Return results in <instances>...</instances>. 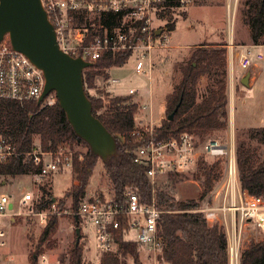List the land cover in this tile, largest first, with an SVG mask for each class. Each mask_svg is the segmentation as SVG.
Returning <instances> with one entry per match:
<instances>
[{"label":"trees","instance_id":"1","mask_svg":"<svg viewBox=\"0 0 264 264\" xmlns=\"http://www.w3.org/2000/svg\"><path fill=\"white\" fill-rule=\"evenodd\" d=\"M246 22L250 29L253 46H264V0L246 1ZM173 31L174 25L167 24ZM129 53L115 56L105 55L83 70L84 89L93 84L97 76L111 68H119L128 61ZM180 79L173 91L166 96L165 118L153 128L151 136L137 135L134 123L137 106L130 97H114L106 105L101 99L88 97L92 114L114 138L115 154L102 161L103 170L111 184L112 197L119 200L127 190H132L144 203L154 202L160 210L159 235L163 242L161 258L167 264H232L224 227L210 224L196 210L212 191L219 160L208 166L203 158L197 161L195 178L202 179L201 192L197 200L177 201L159 184H151L146 169L134 163L136 150L147 140H165L182 133L190 134L204 142L213 131L223 130L228 124V97L226 93L227 62L225 44H200L190 54L186 64L178 65ZM219 73L215 91L198 101V85L204 76ZM103 110V111H102ZM102 111V112H101ZM174 113L172 120L168 115ZM0 136L16 146V153L6 163L0 164V176L14 178L35 172L31 162L23 163L20 153L35 149V139L43 151H53L60 146L82 145L86 151L72 154L71 171L76 185L66 191L58 201V211H63V200L71 199L72 216L85 199L87 181L99 157L88 145L75 135L65 113L56 101L52 106H42L33 101L18 103L0 99ZM247 138L255 145L240 141L235 149L237 180L240 189L250 196L264 198V127L249 129ZM82 155V160L78 156ZM175 175H168L173 181ZM156 183V182H155ZM41 196L32 210H46L54 201L45 185L39 186ZM57 203V201L55 200ZM57 211V212H58ZM75 221V220H74ZM80 223V218L78 217ZM56 215L48 217L39 237L38 245L29 253V264H37L41 253L39 247L50 244L54 233ZM117 251L103 254L98 264H124L128 256L133 264H141L138 258L140 246L126 240L123 231L115 232ZM68 264H82L81 247L74 245L69 251ZM236 264H264V237L260 241H249L239 252Z\"/></svg>","mask_w":264,"mask_h":264},{"label":"built area","instance_id":"2","mask_svg":"<svg viewBox=\"0 0 264 264\" xmlns=\"http://www.w3.org/2000/svg\"><path fill=\"white\" fill-rule=\"evenodd\" d=\"M40 2L54 28L56 41L62 52L89 63H95L105 55L129 53L128 60L134 58L136 73L151 74L152 67L147 62L151 51L166 48L169 41L170 31L166 27L165 13L185 11L194 0ZM154 18L161 23L156 25ZM261 60V54L252 58L247 51L240 54L238 64L241 69H248ZM44 84L43 72L24 54L15 51L8 35H5L0 41V99L20 104L26 101L37 102ZM134 94L135 90L128 91V95ZM56 101L55 93L52 92L40 104L52 106ZM143 106L142 109L147 108L146 105ZM152 132L151 126L147 131H138L137 135L151 136ZM15 155H18L16 146L0 136V164L6 163ZM201 155L217 160L225 158L226 168L221 189H213L196 211L210 224L220 223L225 226L227 217L238 222V232L226 235L230 258L237 259L242 228L256 229L264 235V198L250 196L240 189L235 153L231 148L215 140L207 141L199 148L194 136L182 133L165 140H147L136 150L134 163L146 169V176L153 185L162 176L189 171L197 164ZM19 156L23 163L33 164L35 172L32 175L39 181L55 173L71 170L72 167V153L65 146L53 151L35 147L31 152L20 153ZM81 159L79 156V160ZM32 200L30 194H24L18 204L28 205ZM51 207L50 211L43 210L34 215L45 222L47 212H56L55 205L52 204ZM13 210L11 197L0 194V262L4 264H8L4 221L12 220L10 213ZM160 215L161 212L153 201L144 203L132 190H127L119 200L112 196H86L75 213L84 222L86 229H93L96 247L101 254L115 251V232L122 230L126 240L136 242L141 249L152 254L153 264H167L161 258L163 242L159 235ZM247 238L249 241L253 240V236L247 235Z\"/></svg>","mask_w":264,"mask_h":264},{"label":"rangeland","instance_id":"3","mask_svg":"<svg viewBox=\"0 0 264 264\" xmlns=\"http://www.w3.org/2000/svg\"><path fill=\"white\" fill-rule=\"evenodd\" d=\"M246 1L194 0V3L185 11L166 12L167 24H173L175 29L168 34L169 41L166 48L151 51L149 61H147L152 67L151 74L136 73L133 67L134 58H130L122 67L111 68L97 76L93 84L86 90L84 89L86 96L101 99L104 105L114 97H130V102L137 106V112L134 115L135 126L139 131H147L151 126L156 127L148 121L150 117L158 118L163 114L165 118L166 96L173 91L180 79L177 66L187 63L196 45L224 43L227 62L228 124L223 130L213 131L204 142L195 139L199 148L207 141L215 140L219 144L231 148L234 153L240 141L255 145V142L248 140L247 131L264 127V47L253 46L251 43V33L246 22ZM153 22L156 25L161 23L156 18L153 19ZM247 51L250 52L252 58L261 54L262 60L256 66L241 69L238 64L239 56ZM228 77H232L231 81ZM219 78V73H216L200 79L198 101L215 91V82ZM130 89L135 90L136 94L128 95ZM143 105H146L147 108L142 109ZM34 143L36 147H39L37 139ZM65 147L72 154H83L86 151L82 145H73L72 147L65 145ZM81 154L79 156L82 157ZM199 158H203L208 166L218 161L205 155H201ZM225 162L223 157L219 160L213 189H221L225 176ZM196 173L197 164L189 171L174 176L173 181H170L166 175L156 179L155 184L166 187L177 201L197 200L202 188V179L195 178ZM74 179L75 176L71 170L55 173L42 181L37 180L32 174L14 178L0 176V194L10 196L14 204V210L10 213L12 220L4 221L5 253L8 264H18V260L23 257H25V264H29L28 255L39 244L38 240L48 217L53 215L47 212L46 221L41 222L40 218L34 215L36 212L29 211V207L34 209V205L41 196L39 190L41 185H45L52 196L51 200L54 201L53 204L56 207L54 215L57 217V223L54 233L49 237L50 244L46 246L44 243L39 247L41 253L37 264H43V260L48 264H68L69 251L76 241L75 229L77 227L80 228L77 246L82 250V264L99 263L103 254L96 247L93 229L91 227L86 229L81 220L78 225L75 223L72 216L71 199L63 200V211H58V201L63 199L66 191L77 184ZM85 192L87 197L90 195L112 196L111 184L105 175L101 159H98L87 181ZM24 194H30L33 200L28 205L20 206L18 201ZM51 208L50 206L46 210L50 211ZM224 230L226 233L225 227ZM247 235L253 236L254 241H260L264 237L256 229L242 228L239 252L249 242ZM116 251L117 245L112 253ZM137 251L141 264H153L152 254L144 249ZM123 261L124 264H133L132 259L128 256L124 257ZM236 262L237 259L231 258L232 264H236ZM0 264H4V262H0Z\"/></svg>","mask_w":264,"mask_h":264},{"label":"water","instance_id":"4","mask_svg":"<svg viewBox=\"0 0 264 264\" xmlns=\"http://www.w3.org/2000/svg\"><path fill=\"white\" fill-rule=\"evenodd\" d=\"M5 35L15 51L24 54L43 72L45 84L37 103L54 92L73 132L90 151L102 161L114 155L115 140L93 116L84 90L82 73L92 63L80 57L73 58L59 49L54 28L40 0H0V41ZM173 115H168L167 120H172ZM74 220L78 225L77 216ZM75 235L77 246L79 227Z\"/></svg>","mask_w":264,"mask_h":264},{"label":"crops","instance_id":"5","mask_svg":"<svg viewBox=\"0 0 264 264\" xmlns=\"http://www.w3.org/2000/svg\"><path fill=\"white\" fill-rule=\"evenodd\" d=\"M174 29H175V26H174ZM205 44V43H204ZM217 44V43H216ZM216 44H214V45H216ZM200 45V44H199ZM196 46H198V45H196ZM195 46V47H196ZM259 47H264V46H259ZM230 78V81H231V78L232 77H228V79ZM112 80V79H111ZM171 92V91H170ZM169 92V93H170ZM168 94V93H167ZM166 94V95H167ZM164 111H165V109H164ZM142 114V113H141ZM164 119V117H163V114H161L158 118H153V117H150L149 119H148V121L150 122V124H153L154 126H158L159 125V123L161 122V120H163ZM23 176H26V175H23ZM23 176H21V177H23ZM237 224H238V222L237 221H235L234 219H232L231 217H227V219H226V223H225V229H226V233L227 234H232V233H236V232H238V229H237ZM10 260V259H9ZM18 264H25V257H23V258H20V260H18ZM43 264H48L47 262L46 263H43Z\"/></svg>","mask_w":264,"mask_h":264}]
</instances>
